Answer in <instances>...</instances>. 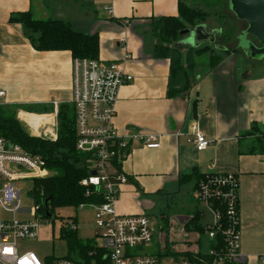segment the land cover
<instances>
[{
  "label": "crops",
  "instance_id": "1",
  "mask_svg": "<svg viewBox=\"0 0 264 264\" xmlns=\"http://www.w3.org/2000/svg\"><path fill=\"white\" fill-rule=\"evenodd\" d=\"M182 1L38 0L35 5L33 0H0V90L6 93L0 106L53 109L54 102L61 106L72 101L70 53L35 51L22 27L9 23L11 15L30 12L37 20H59L79 33H96L98 61L116 63L133 79L118 91L115 132L123 139L130 133L155 135L160 143L157 149H147L141 142L130 143L120 163L119 173L127 183L120 187L116 212L136 215L150 211L155 207L153 199H171L185 187L191 188L195 203L196 177L233 173L239 182V251L243 264H264V139L260 137L264 72L255 70L254 61L240 51L218 54L222 61L217 68L201 78L196 63L188 73L190 88L182 96L174 93L168 97L170 61L157 53L164 45L154 38L152 24L162 18H178ZM105 6L110 13L103 12ZM26 115L38 121V114ZM192 125L209 141L204 151L197 152L188 142ZM195 212L196 206L185 218H178L175 228L165 219L166 229L158 228L165 247L155 256L180 263L197 253L204 254L185 247L200 245L202 240L188 227ZM178 228H182L180 234ZM171 233L177 238H170ZM149 248L151 245L140 252L146 254Z\"/></svg>",
  "mask_w": 264,
  "mask_h": 264
},
{
  "label": "built area",
  "instance_id": "2",
  "mask_svg": "<svg viewBox=\"0 0 264 264\" xmlns=\"http://www.w3.org/2000/svg\"><path fill=\"white\" fill-rule=\"evenodd\" d=\"M103 10L111 12L107 6ZM72 67L71 105L74 108L76 150L87 156L90 170L95 171V176L89 175L81 181V186L87 188V197L96 193L101 199L99 204H82L78 207H90L95 211L94 223L98 232L93 245L101 250L99 260L102 261L96 264H223L227 261L243 264L244 258L239 251V182L233 173L205 175L196 182L193 195L195 202L204 207L203 211L196 207L195 213L202 219L207 212L210 218L205 224L201 223L204 237L209 242L214 241L218 234L222 237L224 248L220 252L210 249L203 254L206 257L197 253L180 263L174 260L164 263L158 256L139 253L142 248L152 244L154 228L145 215L117 214L115 203L120 187L127 183V178L116 172L113 164L121 163L132 142H141L147 149H157L160 143L155 135L142 136L138 133H130L123 139L113 128L118 91L133 81L123 68L116 63L87 59L73 60ZM5 97L6 93L0 90V104ZM57 112L58 104L54 102L52 113L39 115V124L35 126L21 119V113L17 112L16 119L26 125L30 137L55 142L58 138ZM190 131L188 142L197 152L204 151L209 141L195 125L190 127ZM261 137L264 138V125ZM48 172L40 156L30 154L0 136V264H42L36 254L19 249V245L35 240L41 223L48 219L38 213L34 192L31 193L35 202L32 211L34 219L17 217L23 210L15 183L45 178ZM65 224L66 228L76 232L74 220ZM137 248L138 254L133 252ZM51 264L73 263L60 257Z\"/></svg>",
  "mask_w": 264,
  "mask_h": 264
},
{
  "label": "trees",
  "instance_id": "3",
  "mask_svg": "<svg viewBox=\"0 0 264 264\" xmlns=\"http://www.w3.org/2000/svg\"><path fill=\"white\" fill-rule=\"evenodd\" d=\"M189 1H192L190 9L187 5L179 2L178 18H162L152 24L154 38L164 45L162 49H158L157 53L170 61L168 97L174 95V93L182 96L190 88L192 82L188 73L197 65V56L207 52L211 53L208 63L209 72L217 68L222 61V57L213 54L216 47L219 48L216 50L224 55H230L237 51L242 52L239 37L242 36L245 29L235 34L234 27L227 32L216 29L215 44L211 47H209V44H205L198 48L184 47L181 50L174 48V45L181 40L179 32L183 31L186 25L189 26L188 28L205 25L204 14L193 10L195 6H199V3H197V0ZM206 4L210 6L209 3L206 2ZM214 6L216 5L214 4ZM197 9L200 10V8ZM227 10L234 17L229 10L228 2ZM234 19L238 24H242L235 17ZM9 23L18 24L22 27L25 38L37 52L67 51L70 53L72 60L98 61L99 42L96 33L93 35L79 33L73 30L68 23L59 20H37L32 17L30 12L11 15ZM219 40L222 43H219ZM18 110L43 115L51 114L52 107L26 106L19 108L0 106V136L21 146L30 154L40 156L50 172L48 177L34 181L32 191L39 207L38 213L42 218L46 220L51 218L56 207L78 208L82 204L101 203L99 195L94 193L87 197L85 195L87 188L81 186V181L90 175L91 170L88 167L87 156L76 150L73 106H58L59 129L58 138L55 142H46L30 137L23 125L16 119ZM113 166L115 171L119 173L121 164L115 162ZM204 176L196 177L197 181ZM47 199L49 201L45 203ZM200 220V215L195 213L188 227L204 237V229ZM61 238L66 241L68 246V256L63 258L70 260L73 264H96L100 261L101 250L94 247L93 242L81 243L76 237V232L68 228H65L62 232ZM209 248L218 252L224 248V242L220 234L216 236L214 241H210ZM200 256L206 257L203 254ZM223 264L233 263L227 261Z\"/></svg>",
  "mask_w": 264,
  "mask_h": 264
},
{
  "label": "rangeland",
  "instance_id": "4",
  "mask_svg": "<svg viewBox=\"0 0 264 264\" xmlns=\"http://www.w3.org/2000/svg\"><path fill=\"white\" fill-rule=\"evenodd\" d=\"M36 1L38 0H33L35 5H36ZM191 2L192 1L189 0H183L182 4L187 5L188 9H190ZM206 2L209 3L210 6H208ZM227 2L228 0H201V1L197 0L199 6H195L193 10L204 14L205 17L204 23L206 25V29L208 33L213 31L216 32V29H221L222 32H227L234 27L235 34H238L241 30L245 29V24L243 23L238 24V22H235L234 17L229 13V11L227 10ZM214 4L216 6H214ZM197 8H200V10H198ZM103 12L107 13L104 10ZM188 27L189 26L186 25V27L184 28L192 29ZM180 39H182V37ZM183 39H185V37H183ZM219 43L222 42L219 40ZM209 47H211V45H209ZM213 51H214L213 53L214 55L221 54L219 50L214 49ZM210 54H211L210 52L209 53L207 52L205 54L196 57V63L198 64L197 73L198 76L201 78L205 77V75L208 72V63H209ZM254 64L256 66L253 67L255 68V70L264 72V57L258 58L256 61H254ZM72 76H73V67H72ZM56 123L59 129L58 117L56 119ZM22 125L28 134V129L26 125L24 123H22ZM46 142H50V141H46ZM48 173L50 175V172ZM15 186L20 192V202H21L20 208L23 210V212H21L17 217L34 219V215L32 211L34 210L35 202L31 196V193L34 189V181L17 182L15 183ZM190 191H191L190 187H185L179 196L173 197L171 199L169 198L167 200L161 198L153 199V202L155 203V207L152 210L150 211L146 210L140 214H136V215H145L150 220V223L153 225L154 228V239L151 244V248H149L146 251V254L154 255L156 252L158 251L160 252V250L162 251L164 249L165 239L162 233L158 231V228L166 229L165 226L166 218L168 219V225L170 227L174 225L173 227L175 228L176 221H178V218L184 217L186 213H192L194 206H196L198 210L203 211L204 209L203 205H199L196 202L193 203V200L190 197ZM117 214L119 216H131V215H120L119 213ZM71 220L75 221L76 237L79 241H81V243L85 244L88 241L94 242L96 240L95 237L98 230L94 223L95 211L92 208L84 207L82 209L79 208L76 209L72 207L70 208L56 207L53 211L51 218H49L46 222L41 223V228L38 231L37 238L35 240L26 241L20 244L19 249L27 252L29 251L33 252L38 256L42 264H51L56 258L67 257L68 246L66 241L61 238V234L66 228L65 223ZM209 220H210L209 215L206 212L205 216L200 220V222L202 224H205ZM181 229L179 230V234L182 231ZM170 238H177V236L174 233H171ZM208 242L209 240L206 237H202L200 245L190 244V245H185V247L187 251H193V248H195L201 251L202 253L207 254L209 252ZM100 244L101 243L99 242V245ZM173 248L176 249L177 244H174ZM138 249L139 248L135 249L133 252L138 254ZM143 249L144 248H142V250ZM139 253L141 254L140 251ZM163 260L164 263H168L169 259L166 257L163 258Z\"/></svg>",
  "mask_w": 264,
  "mask_h": 264
},
{
  "label": "water",
  "instance_id": "5",
  "mask_svg": "<svg viewBox=\"0 0 264 264\" xmlns=\"http://www.w3.org/2000/svg\"><path fill=\"white\" fill-rule=\"evenodd\" d=\"M228 5L237 21L245 24L239 44L246 59L256 61L264 57V0H229ZM179 36L185 37L174 45L179 50L184 47L198 48L205 44H215V31L208 33L206 25L183 30L179 32ZM90 175L95 176V171H91ZM48 201L49 199L45 203Z\"/></svg>",
  "mask_w": 264,
  "mask_h": 264
},
{
  "label": "bare ground",
  "instance_id": "6",
  "mask_svg": "<svg viewBox=\"0 0 264 264\" xmlns=\"http://www.w3.org/2000/svg\"><path fill=\"white\" fill-rule=\"evenodd\" d=\"M31 116H33V115H31ZM35 116V115H34ZM38 118H40V116H37ZM20 118L21 119H23V120H25L26 122H28L31 126L32 125H37V124H39V121H37V120H35L34 118H32V117H29L28 115H26V114H23V113H21L20 114ZM39 120V119H38Z\"/></svg>",
  "mask_w": 264,
  "mask_h": 264
},
{
  "label": "flooded vegetation",
  "instance_id": "7",
  "mask_svg": "<svg viewBox=\"0 0 264 264\" xmlns=\"http://www.w3.org/2000/svg\"><path fill=\"white\" fill-rule=\"evenodd\" d=\"M182 39H183V37H182ZM182 39H181V40H182ZM183 40H184V39H183Z\"/></svg>",
  "mask_w": 264,
  "mask_h": 264
}]
</instances>
